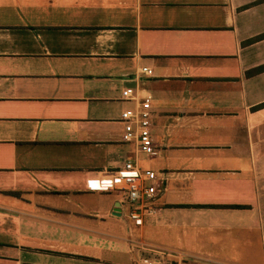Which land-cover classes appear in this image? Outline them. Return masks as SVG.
<instances>
[{
  "label": "crops",
  "instance_id": "crops-1",
  "mask_svg": "<svg viewBox=\"0 0 264 264\" xmlns=\"http://www.w3.org/2000/svg\"><path fill=\"white\" fill-rule=\"evenodd\" d=\"M138 100L155 154L137 163L163 177L140 223L97 185L134 158ZM150 249L264 264V0H0V264Z\"/></svg>",
  "mask_w": 264,
  "mask_h": 264
},
{
  "label": "built area",
  "instance_id": "built-area-1",
  "mask_svg": "<svg viewBox=\"0 0 264 264\" xmlns=\"http://www.w3.org/2000/svg\"><path fill=\"white\" fill-rule=\"evenodd\" d=\"M146 74H151V69L141 68ZM131 88L122 90L121 96L129 98ZM147 100H138L134 108L121 112L120 119L129 126L121 134L123 141H131L134 145V158L124 160L122 165L113 170H100L97 176V185L101 190H118L122 192L123 200L132 207L128 210V217L138 223L142 221L144 214H152L155 208L152 200L163 188V177L155 170L142 169L137 163V156L155 154L154 143L151 138L150 125L151 113ZM131 238V235L129 234ZM131 246L136 243L130 240ZM152 250V249H150ZM151 258H144L142 264H180L174 255L167 250L154 252Z\"/></svg>",
  "mask_w": 264,
  "mask_h": 264
},
{
  "label": "trees",
  "instance_id": "trees-1",
  "mask_svg": "<svg viewBox=\"0 0 264 264\" xmlns=\"http://www.w3.org/2000/svg\"><path fill=\"white\" fill-rule=\"evenodd\" d=\"M237 207V206H236Z\"/></svg>",
  "mask_w": 264,
  "mask_h": 264
}]
</instances>
